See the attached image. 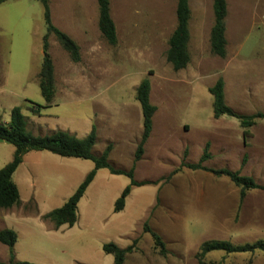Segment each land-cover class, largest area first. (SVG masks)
<instances>
[{
	"label": "rangeland",
	"instance_id": "374dc122",
	"mask_svg": "<svg viewBox=\"0 0 264 264\" xmlns=\"http://www.w3.org/2000/svg\"><path fill=\"white\" fill-rule=\"evenodd\" d=\"M88 1L97 8L96 0ZM109 2L117 42L109 45L92 23L89 38L97 46V55L90 56L93 50L88 47L79 61L87 87L77 91L82 96L80 105L85 112L90 101H94L100 103L98 110L105 107L106 112L117 113L129 102L137 103V85L147 79L149 102L156 112L151 138L144 146V158L134 168V179L148 184L134 188L128 212L114 223V228H119L122 234L117 236L108 231L106 238L120 248L137 240L134 251L137 254L126 256L124 264H264V252L258 250L252 253L212 251L199 256L200 245L205 241H226L233 246L264 242V191L249 190L240 201V189L229 177L210 172H237L264 187V119L253 120L245 130L235 118L222 116L216 120L212 102L192 106L185 82L193 76L196 84L207 86L221 77L225 103L235 113L245 116L264 113V0H226L227 57L213 55L208 46L204 56L192 55L190 68L181 74L166 61L168 40L176 27L177 0ZM188 5L193 26L200 13L210 28L214 18L212 0H188ZM44 34L39 1L8 0L0 5V69L7 68L8 73L3 86L16 83L20 75L33 68V46L37 45L41 51ZM240 46L243 50L236 54ZM240 63L243 64L241 75ZM4 89L3 96L19 99L26 94L32 102L42 101L38 85L29 87L24 94L11 86ZM67 108L60 106L53 112ZM46 112L44 116L50 115ZM195 119L199 123L195 124ZM186 122L190 131L176 130ZM215 131L225 135V151L219 153L217 148L212 149L210 158L202 165L209 171L188 169L185 165L199 162L208 134ZM243 131L248 133L245 140ZM211 140L218 142L216 137ZM131 163L132 157L124 155L120 163L124 165L115 166L129 170ZM30 207L26 205L22 210L29 213ZM112 208L108 201L101 203L104 215ZM112 221L113 218L104 222L99 219L95 224L107 229ZM145 222L163 241L164 256L155 248L151 236L143 233ZM34 242L39 257L44 253L39 247L45 244L37 237ZM8 253V248L0 243V259L9 257ZM28 253L26 249L19 254L35 258ZM94 258L96 264H113V257L103 253L101 247Z\"/></svg>",
	"mask_w": 264,
	"mask_h": 264
},
{
	"label": "crops",
	"instance_id": "0c3cea01",
	"mask_svg": "<svg viewBox=\"0 0 264 264\" xmlns=\"http://www.w3.org/2000/svg\"><path fill=\"white\" fill-rule=\"evenodd\" d=\"M48 2L52 24L75 41L79 47L80 61L83 58V52L88 47L93 50L90 51V56L97 55V46L89 38V29H91L93 22L95 27L98 28V6L95 8L93 2L88 0H48ZM189 8L187 50L190 62L185 69L177 71L180 74L190 68L192 55L200 58L201 55L206 54L208 46H210V31L213 26L212 24L208 28L200 18L199 13L194 27L191 23L192 10L190 6ZM48 43V52L54 68V97L52 102L46 109H42L40 116H38L31 113L30 102L32 101L25 96L26 94L19 96V99L3 96L6 92L5 87L11 86V89L22 91L24 94L27 93L29 87L39 84L38 74L43 59L41 42V51H38L37 45L33 46V68L20 75L16 83L3 86L6 80L5 74L8 73L6 72L7 68L0 69V121L3 124H8L11 110L14 107H19L26 117L27 131L34 136L50 135L57 130H61L82 139L94 127L96 143L92 149L93 155L99 156L108 145H111L108 155L109 164L116 169L126 170L115 165H124L120 164L124 155L127 158L132 157L131 165L133 164L135 150L143 131V118L139 102L131 101L129 104L122 106L117 113L110 114L106 112L105 107L98 110L100 103L90 101L84 112L80 105L82 96L77 92L86 87L82 77L83 68L79 66V62L71 60L68 52L62 48L53 34L48 36ZM242 50L243 47L240 46L235 53L237 54ZM242 68L243 64L240 63L238 68L240 75ZM177 78H179L178 80L181 79V77ZM216 80L207 86H201V84L195 83L193 76L190 79H185L186 94L192 98L191 104L194 108L200 106L203 101L213 102L208 89L212 87ZM11 92L15 93V91ZM225 94L224 86V100ZM37 102L39 105H46L43 98L42 101ZM95 103L97 108H95ZM60 106L68 108L63 112H53ZM44 111H47L46 113L50 115L46 114L47 116H44ZM47 117L52 122L49 123ZM220 119L221 117L216 120ZM194 122L195 124L199 123L197 119ZM199 127L202 128L201 125ZM176 130L186 133L190 131V126L187 122L186 124L181 123ZM208 135L202 150L207 147L210 155L212 149L216 150L217 148L219 153L221 150L225 151L226 140L224 134L215 131ZM212 137L218 138V142L215 140L213 143ZM150 138L151 134L148 140ZM13 153L14 147L0 140V169L12 161ZM143 158L142 156V159L136 164L141 162ZM93 168L94 164L90 160L61 157L48 151H30L23 156L22 162L12 174V181L19 193V203L7 209L0 208V230L10 229L17 235L13 247L17 261L37 264H96L94 255L96 256L100 247L102 249L103 244L109 242L106 238L109 237L108 231L117 236L122 234L119 228H114V223L120 219L119 217L128 212L133 190L137 187L132 188L126 198L124 208L119 212H114V203L129 184V179L124 175L111 174L107 169L96 171L94 179L77 204V220L74 225L55 227L50 220L44 219L46 214L60 208L70 198ZM105 201H108L110 208L113 207L112 211H109L106 215L100 209L101 203ZM26 205L31 206L29 213L22 210V207ZM152 205L153 203L150 207ZM88 207H90V210H87ZM108 218H113V221L107 229H100L95 224L99 219L104 222ZM36 237L41 238L45 244L41 247L38 246L40 252H44L39 257L34 242ZM26 249H29L28 254L33 255L35 258L20 256L19 253L24 252ZM133 254L137 253L132 252L126 256ZM8 258L5 255V259H0V264L7 263Z\"/></svg>",
	"mask_w": 264,
	"mask_h": 264
},
{
	"label": "trees",
	"instance_id": "16d2710c",
	"mask_svg": "<svg viewBox=\"0 0 264 264\" xmlns=\"http://www.w3.org/2000/svg\"><path fill=\"white\" fill-rule=\"evenodd\" d=\"M8 0H0V5ZM43 9V21L45 26V34L42 38L43 59L38 74L39 90L46 105H39L34 102L31 104V113L40 116L41 110L46 109L54 97V68L52 59L48 52V36L53 34L62 48L68 52L73 62L80 61L79 47L66 33L57 29L51 22V14L48 0H37ZM98 6V30L100 35L109 45H115L117 42V34L115 24L110 15L109 0H96ZM213 9V26L210 31V51L213 55L224 58L226 56V37H225V19L227 16L226 0H212ZM176 27L168 40V50L166 52V61L172 66L174 71L185 69L190 62V56L187 50L189 40L188 21L190 19V9L188 0H177L176 9ZM150 84L147 79L142 80L136 88V100L139 102L142 118L143 131L141 139L136 147L133 165L129 170L116 169L108 162V155L111 145H108L100 156H94L92 149L96 143V133L93 127L91 132L82 139L67 132L57 130L50 135L34 136L27 131L26 117L22 114L19 107H14L10 112V122L3 124L0 121V140L11 144L14 147L13 158L10 163L0 169V208H10L19 203V193L16 185L12 181V174L22 162L23 156L30 151H48L52 154L67 157L80 158L90 160L94 164V168L86 175L81 184L77 187L70 198L57 209L52 210L44 216V219L50 220L55 227L61 225L72 226L77 220V204L83 196L86 188L94 179L96 171L99 169H107L111 174L124 175L130 183L123 189L120 196L114 203V212H119L124 208L126 198L130 194L133 187L143 186L146 182H138L134 179V168L136 162L142 159L144 154V146L152 132V119L156 112L155 106L149 102ZM213 98L212 113L214 119L222 116L235 118L239 121L240 126L244 130L251 126L255 119H264V113L257 112L250 116L235 113L232 108L226 105L224 100V80L220 77L215 84L208 89ZM247 131H243V139L247 136ZM210 158L207 153V147L204 149L202 156L197 164L185 165L190 170L209 171L201 164ZM215 175H224L230 178L235 186L240 189V201L243 200L245 194L249 190H263L264 187L257 185L251 178L240 176L237 172L228 170L214 171ZM143 233L151 236L155 248L159 254L164 256L166 249L160 236L153 232L145 222L142 227ZM17 235L10 229L0 230V243L8 248V262L5 264H34L26 261H17L14 254V244ZM137 240H133L132 244L126 248H120L114 243H105L102 245V251L113 257V264H123L127 254L136 251ZM199 256L212 251H224L226 253H246L254 251L264 252V242L257 241L253 244H245L242 246H233L226 241L210 240L200 245ZM2 264V263H1Z\"/></svg>",
	"mask_w": 264,
	"mask_h": 264
}]
</instances>
